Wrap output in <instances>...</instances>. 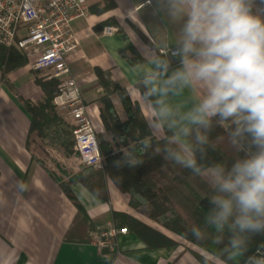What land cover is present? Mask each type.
I'll return each mask as SVG.
<instances>
[{
	"label": "crops",
	"instance_id": "crops-1",
	"mask_svg": "<svg viewBox=\"0 0 264 264\" xmlns=\"http://www.w3.org/2000/svg\"><path fill=\"white\" fill-rule=\"evenodd\" d=\"M153 3L154 0H91L87 15L70 23L77 43L66 55V62L79 87L88 119L95 131L106 138L109 134L104 132L99 117L98 99L103 89L97 83V71L126 90L138 104L147 128L148 112L136 89L135 67L140 63L130 65L119 49L130 44L142 59L141 49L145 45L149 51L153 47L159 52L166 51L161 45L170 39L171 28L162 14L154 11ZM106 27L115 30L106 34ZM36 73L46 79L41 72L30 68L29 61L6 74L0 71V264H201L191 252L193 246L130 207L128 195L120 192L110 179L106 180L107 199L96 196L78 181L70 184L72 194L86 214L83 219L76 218V207L57 179L67 181L81 170L68 159L61 146L49 143L44 147L46 139L40 148L26 146L30 114L25 102L34 103L43 96L34 81ZM194 95L186 92L176 102L190 107ZM111 100L123 117L117 97L112 96ZM61 114L69 124L68 117ZM152 135L162 138L165 130ZM47 148L62 152L55 154L62 165L60 169L50 165ZM114 213L141 221L176 244L147 247L129 228L128 219L114 217ZM109 222L127 227L128 232L118 235L111 249L100 251L89 240L88 227Z\"/></svg>",
	"mask_w": 264,
	"mask_h": 264
},
{
	"label": "clouds",
	"instance_id": "clouds-1",
	"mask_svg": "<svg viewBox=\"0 0 264 264\" xmlns=\"http://www.w3.org/2000/svg\"><path fill=\"white\" fill-rule=\"evenodd\" d=\"M153 9L171 37L163 53L145 45L135 67L145 123L150 135L167 133L156 149L164 161L211 188L204 228L188 233L202 241L212 229L224 264H264V250L249 254L253 238L264 236V0H154ZM189 91L190 107L176 102ZM214 122L228 124L230 164L207 162ZM123 163L143 162L124 154Z\"/></svg>",
	"mask_w": 264,
	"mask_h": 264
},
{
	"label": "trees",
	"instance_id": "trees-1",
	"mask_svg": "<svg viewBox=\"0 0 264 264\" xmlns=\"http://www.w3.org/2000/svg\"><path fill=\"white\" fill-rule=\"evenodd\" d=\"M119 53L130 65L143 61L130 44L122 46ZM26 63H28L27 58L15 47H0L2 74ZM97 73V83L103 89L98 99L99 117L104 132L109 134V138H106L103 133L96 132L103 166L82 167L80 172L67 181L56 178L61 190L75 205L76 218L83 219L86 214L72 194L70 184L78 181L96 196L107 199L106 180L110 179L120 192L128 195L130 207L193 246L191 252L201 264H224L217 255L218 247L212 243L216 236L212 229H207V238L202 241L194 239L188 233V229L192 226L199 225L204 228L203 212L209 207L207 199L204 198L211 194L209 184L205 178L194 176L189 170L164 161L162 156L157 154L156 149L161 146L163 137L167 133L165 132L162 138L150 135L142 120L138 104L130 99L123 87L104 79L101 71ZM34 81L42 89L43 96L37 102H25L30 114L26 146L28 149L40 148L44 140L49 139L50 144L59 145L68 153L70 150L68 138L71 136L68 131L71 132L72 127L64 121L61 114L57 113L53 104L54 98L59 93V82L54 78L38 77L37 73ZM112 96L117 97L123 117L117 113L111 100ZM227 128V123L214 122L207 146L208 163L228 160L230 164L236 155L228 145ZM51 131L53 134L49 133ZM145 140L151 144L148 149L143 148ZM124 154L133 156L143 163L131 167L123 163ZM117 161H121L119 166L116 164ZM113 215L128 219L129 228L146 243L147 247L158 248L176 244L173 239L141 221L118 213ZM93 228L90 225L88 232ZM225 243H227V234ZM258 248L264 249V236L253 238L249 254L256 252Z\"/></svg>",
	"mask_w": 264,
	"mask_h": 264
},
{
	"label": "built area",
	"instance_id": "built-area-1",
	"mask_svg": "<svg viewBox=\"0 0 264 264\" xmlns=\"http://www.w3.org/2000/svg\"><path fill=\"white\" fill-rule=\"evenodd\" d=\"M90 1L0 0V47H15L28 59L32 70L59 82V93L53 104L68 117L79 165L101 168L96 131L86 115L79 87L66 62V55L77 43L70 23L87 15ZM112 30L115 28L106 27L104 33ZM127 232V227L109 222L93 228L88 236L103 251L111 249L113 240Z\"/></svg>",
	"mask_w": 264,
	"mask_h": 264
},
{
	"label": "rangeland",
	"instance_id": "rangeland-1",
	"mask_svg": "<svg viewBox=\"0 0 264 264\" xmlns=\"http://www.w3.org/2000/svg\"><path fill=\"white\" fill-rule=\"evenodd\" d=\"M55 110L57 111V113L58 114H61V112H59L56 108H55ZM62 115V114H61ZM63 116V115H62ZM65 117V116H64ZM65 121V120H64ZM69 126H70V124H68ZM61 127V126H60ZM63 127V126H62ZM66 129H68V128H66ZM49 133H51V134H53L52 133V131L51 132H49ZM68 134L69 135H71V136H69V138H68V145H70V150H69V152L67 153L66 152V156L68 157V159L70 160V161H74V163H75V165H76V167H77V169L78 170H81L82 169V167L79 165V162H78V158H77V154H76V152H75V150H74V141H73V136H72V133L70 132V131H68ZM49 142H50V140L49 139H46V141H45V145H44V147H48V145H49ZM57 146H59V145H57ZM56 146V147H57ZM58 149H59V147H58ZM47 150H50V148H47ZM63 151L65 152V150L63 149ZM48 153H49V155H51V157H50V160H49V163H50V165L51 166H53V167H58L59 169H60V162H58V158H56V156H55V154L57 155V153H61L62 154V152H60V151H57V150H50V151H48ZM62 163V162H61ZM61 167H62V165H61ZM57 168V169H58ZM66 171H70V169L69 168H66L65 169ZM151 221V220H150ZM160 226V225H159ZM156 227H158V226H156ZM162 228V227H161ZM164 229V228H163ZM164 231H167V230H165L164 229ZM169 232V231H168ZM175 235V234H174ZM176 237H178L179 239H181L179 236H177V235H175Z\"/></svg>",
	"mask_w": 264,
	"mask_h": 264
}]
</instances>
